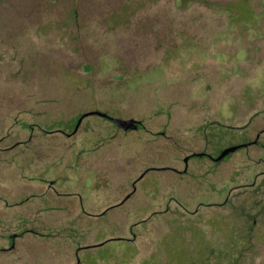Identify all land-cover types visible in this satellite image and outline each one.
<instances>
[{
  "label": "rangeland",
  "instance_id": "374dc122",
  "mask_svg": "<svg viewBox=\"0 0 264 264\" xmlns=\"http://www.w3.org/2000/svg\"><path fill=\"white\" fill-rule=\"evenodd\" d=\"M207 1L0 0V246L27 230L0 264H210L202 229L183 224L212 230L238 212L204 206L193 219L183 205L253 181L264 147L181 171L193 148L219 155L264 129V0ZM93 110L146 128L91 114L72 135ZM252 190H234L232 207L257 206L264 186ZM254 240L244 264H264Z\"/></svg>",
  "mask_w": 264,
  "mask_h": 264
},
{
  "label": "flooded vegetation",
  "instance_id": "af4514ba",
  "mask_svg": "<svg viewBox=\"0 0 264 264\" xmlns=\"http://www.w3.org/2000/svg\"><path fill=\"white\" fill-rule=\"evenodd\" d=\"M93 111H100V110H93ZM103 112V111H101ZM105 113V112H104ZM107 114V113H106ZM99 115V114H98ZM108 115V114H107ZM110 116V115H109ZM86 117V116H85ZM84 117V118H85ZM104 117V116H103ZM112 117V116H110ZM253 117H255L253 115ZM83 118V119H84ZM108 120L112 121L113 123H115L112 119L105 117ZM112 118H116V117H112ZM82 119V121H83ZM119 119H124V118H119ZM132 119V118H130ZM130 119H124V120H130ZM141 123L139 124L138 128L136 129H129V130H137L139 128H146L144 122L142 120H140ZM82 123V122H81ZM116 124V123H115ZM121 128V127H120ZM79 127L72 133V135H74L77 131H78ZM122 130H124L123 128H121ZM128 131V130H126ZM264 132V129H262L261 131H259V133L255 136V138H252L249 141H246L245 143L241 144V145H232L230 147H228L225 150H232L226 154L223 158L218 159V157L225 151H223L222 153H220L219 155H215L213 152H211L207 146H197V148H193L191 150V152L188 154V156L185 158V169H183L181 172L184 173H188L190 170V162L192 159H194L196 162L193 165L195 167V170H200L202 168V160L203 159H208L210 160L212 163H216L215 167V171H218V167L222 164V162H224L225 160L230 159L234 153L240 152V150L243 147H247L250 144H254L256 145L258 148L260 147H264V143L261 140V136ZM159 133L164 134V132L159 131ZM69 135V133H67ZM235 148V149H234ZM260 152V150H259ZM243 155V159L242 162H244L246 164V167L249 168V166L251 167V164H253L254 162V156H252L250 153L248 154H241ZM248 155V156H247ZM251 155V156H250ZM259 162L264 163L263 158H259L258 159ZM252 168V167H251ZM172 169V168H171ZM176 170V169H174ZM195 173V171H194ZM196 174V173H195ZM264 170L255 174L253 177V181L251 182H246V183H241L239 185H236L234 187H231L229 189V193L227 192L225 194L224 200L222 202H218V201H205L202 200L201 197L199 195H196L191 197L192 200H194V202H197V206L194 210H190L188 209V205L189 202L186 203V205H183V207L186 209V211L189 213V215H192L190 217H193V219H197L196 216H198L200 213V208L204 207V206H225V205H229L232 209V212H238V216H237V221L241 222V223H232V224H226L224 222V224H221L220 218L215 217L212 218L210 220V227L213 230L214 234L212 233V230H208L205 229V226L202 224H183L184 227L187 228V230L189 231V229L191 228H201L202 233L204 235V239L206 240L207 244L209 245V248H207V251L209 252V263L210 264H244L246 262V258H247V252H252L255 250V247L257 245V243L254 240V237L256 236L257 239L259 240H264V229H261L257 223L253 222L254 221V217L257 214H262L264 213V199L262 201H260V203H258V205H251L250 207H245L242 206L239 207H235L233 208V204H234V200L232 197L234 195L237 194V196L239 195L238 193H233L234 190L236 189H241L242 191L240 192V195L244 194V193H250V195H252V197H254L255 195V191H253L252 189H260L261 187L264 186ZM260 176H263L259 182H257L258 178ZM195 179V178H194ZM246 190V191H244ZM132 196V194L128 195V197L123 201L125 202L128 198H130ZM188 197L190 198V196L188 195ZM198 199V200H197ZM24 201L20 202L23 203ZM18 203V204H20ZM15 204H10L8 202H5V214L6 216L9 217V211L7 210L10 206H14ZM169 210V207L167 206V209ZM105 213V212H104ZM4 214V215H5ZM154 215V214H152ZM151 215V216H152ZM213 219L215 221H213ZM239 219V220H238ZM147 219H144L142 222L146 221ZM139 224V223H138ZM136 224V225H138ZM134 225V226H136ZM221 225H224L225 227H227L228 229H230V232H222L220 230ZM134 226H131V231H133ZM12 231H9L11 233L8 234L9 237V245L6 246H0V251H10V250H14L15 248H17V244L19 242V239H22L25 234L27 233V230H21L20 228L13 227L11 229ZM28 231H32V230H28ZM33 233L35 234H41L40 232L37 231H33ZM134 238L136 236V234L134 233ZM132 238V239H134ZM122 239V238H121ZM131 239V240H132ZM225 251V259H217L216 258V253ZM81 261V259L79 257H77V264H79Z\"/></svg>",
  "mask_w": 264,
  "mask_h": 264
},
{
  "label": "water",
  "instance_id": "95a60500",
  "mask_svg": "<svg viewBox=\"0 0 264 264\" xmlns=\"http://www.w3.org/2000/svg\"><path fill=\"white\" fill-rule=\"evenodd\" d=\"M91 114H99L101 116H104V117H108L110 119H112L119 127L123 128L124 130H129V129H136L138 128L139 124L141 123L140 120H136V119H130V120H124V119H119V118H112L110 117L109 115H107L106 113L104 112H101V111H90V112H86L82 115V117L80 118L79 122H78V125H77V128L80 126L81 122H82V119L85 117V116H88V115H91ZM76 128V129H77ZM233 149V148H232ZM231 149V150H232ZM235 149V148H234ZM231 150H225L219 157L218 159H221L223 158L226 154H228Z\"/></svg>",
  "mask_w": 264,
  "mask_h": 264
},
{
  "label": "trees",
  "instance_id": "16d2710c",
  "mask_svg": "<svg viewBox=\"0 0 264 264\" xmlns=\"http://www.w3.org/2000/svg\"><path fill=\"white\" fill-rule=\"evenodd\" d=\"M193 2H198V3H203V4H209L211 5V2L207 1V0H179V3L182 5H187ZM235 9V7H233L231 4L228 5L227 7L223 8V11L225 10H230L233 11ZM248 12L249 13H253L251 8L248 7ZM254 14V13H253Z\"/></svg>",
  "mask_w": 264,
  "mask_h": 264
}]
</instances>
